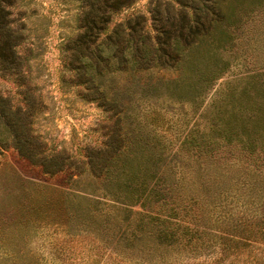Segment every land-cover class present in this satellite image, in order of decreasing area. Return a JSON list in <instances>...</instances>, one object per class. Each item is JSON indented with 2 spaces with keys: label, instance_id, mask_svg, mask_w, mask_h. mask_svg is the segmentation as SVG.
I'll return each mask as SVG.
<instances>
[{
  "label": "trees",
  "instance_id": "trees-1",
  "mask_svg": "<svg viewBox=\"0 0 264 264\" xmlns=\"http://www.w3.org/2000/svg\"><path fill=\"white\" fill-rule=\"evenodd\" d=\"M65 1L80 9L76 34L66 40L65 76L74 72L85 87L84 97L109 109L119 110L118 102L101 85L124 72L135 95L153 91L166 104L184 103L196 113L237 58L239 17L215 0L202 5L197 0H153L150 18L135 9L139 0ZM18 3L0 0V72L23 82L30 66L20 51L28 35ZM123 11L128 12L125 18L116 19ZM237 83L228 87L227 102L219 100L212 111H201L191 127L182 115L158 134L164 126L126 113L124 126L106 136L102 146L85 150L84 157L58 150L54 142L48 145L35 129L41 95L27 93L22 104L2 96L0 154L15 148L46 174L88 162L116 200L140 208L129 239L134 259L158 252L163 258L165 251L211 254L215 247L228 257L239 252L234 245L239 241L228 234L264 242V73ZM136 100L126 112L135 109ZM180 119V134L168 138ZM120 122L118 117L116 126Z\"/></svg>",
  "mask_w": 264,
  "mask_h": 264
},
{
  "label": "rangeland",
  "instance_id": "rangeland-1",
  "mask_svg": "<svg viewBox=\"0 0 264 264\" xmlns=\"http://www.w3.org/2000/svg\"><path fill=\"white\" fill-rule=\"evenodd\" d=\"M152 1L139 0L135 9L150 18L148 8ZM197 2L202 5L212 0ZM215 2L238 15L242 35L236 60L205 94L196 113L184 103L166 104L153 91L144 96L139 90L135 95L124 72L109 76L101 85V90L118 102L119 110L84 97L85 87L78 83L76 74L65 76L66 40L67 36L76 34L80 13L78 4L65 0H19V16L26 23L28 35L20 51L28 57L30 75L21 82L3 77L0 72V97L10 98L11 104H22L27 93L41 95V101L36 102L39 109L35 129L48 145L54 142L58 150L66 148L70 154L80 157H84L85 150L87 153V149L102 146L106 136L124 126L128 115L164 126L157 130L158 134L182 115L191 127L201 111H212L219 100L227 102L224 97L228 87L236 86L237 80L264 73V0L261 6L254 0ZM127 14L123 11L116 19H124ZM133 97L137 98L138 105L126 112ZM118 117L121 122L116 126ZM178 121L166 134L168 138L172 132L180 134L176 129L183 122ZM109 186L86 161L56 174H46L40 164L22 157L15 148L3 150L0 154V264H136L137 260L139 264H147L146 258L149 264H264V242L250 236L247 237L250 240L244 241L235 233L228 236L239 241L234 244L239 252L228 257H221L215 247L211 254L190 256L165 251L163 258L158 252L141 257L144 261L140 257L134 259L129 239L132 221L137 218L135 212L140 208L116 200L113 192L108 191ZM223 231L214 230L218 234ZM244 243L253 247L247 248Z\"/></svg>",
  "mask_w": 264,
  "mask_h": 264
}]
</instances>
